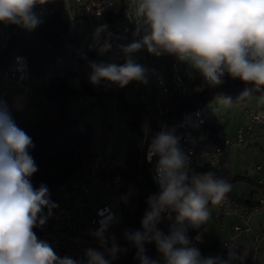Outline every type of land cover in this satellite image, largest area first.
Instances as JSON below:
<instances>
[{
	"label": "clouds",
	"instance_id": "1",
	"mask_svg": "<svg viewBox=\"0 0 264 264\" xmlns=\"http://www.w3.org/2000/svg\"><path fill=\"white\" fill-rule=\"evenodd\" d=\"M48 0H0V23L32 30L41 21L35 6ZM136 27L134 39L119 45L124 63L90 64L89 83L120 88L132 81L146 82V69L132 59L141 49L156 57L172 55L186 61L199 73L204 85L216 87L225 75L252 85L261 92L258 101L264 104V0H129ZM108 26H99L94 33V46L100 53L112 49ZM107 33L100 44L101 34ZM141 33H143L141 35ZM135 37H139L136 39ZM122 39V38H118ZM251 95L245 88L241 99ZM231 103V98L225 100ZM32 138L19 128L6 102L0 101V264H85V260L59 256L51 244L39 238L34 229L42 228L58 204L50 198L48 187H35L32 177L39 168L30 149ZM156 158L154 179L159 193L147 200L148 210L141 220V229L125 232L126 240L135 247L140 264H159L145 253V244H155L164 264H229L243 260L235 246L228 247V259L202 258L187 236V225L199 229L210 218L209 205H219L231 192L232 185L213 172L189 175V157L179 147L175 129L161 130L147 147L149 162ZM175 215V223L165 233L158 225L162 214ZM108 225L101 223L91 233L106 248ZM104 252L87 248L86 264H111L120 252L114 239Z\"/></svg>",
	"mask_w": 264,
	"mask_h": 264
},
{
	"label": "built area",
	"instance_id": "2",
	"mask_svg": "<svg viewBox=\"0 0 264 264\" xmlns=\"http://www.w3.org/2000/svg\"><path fill=\"white\" fill-rule=\"evenodd\" d=\"M114 0H61L62 15L70 25L79 22L85 32V42L90 49L99 57L101 63L117 64L124 63V56L119 45L130 43L134 37L136 21L129 0H122L119 11L120 25L117 29H107L112 33L109 42L112 49L107 53H100L97 46H94L95 30L104 25L105 17L111 11ZM54 10L48 2L34 7V13L47 15ZM143 33H141L142 35ZM107 33L101 34L100 44L104 43ZM122 38V39H118ZM138 39L139 37H135ZM5 44V43H4ZM2 45V47L4 46ZM170 60L168 65L163 67L154 62L153 55L146 49L132 55V59L146 69L147 82L145 90L152 97V102L146 110L145 128L142 130V143L139 147L141 157L147 163L152 164V181L159 191L154 176L156 158L151 162L147 159V147L153 136L161 130L173 129V120L167 115L171 105L172 97H190L192 95V80L183 73H179L178 59ZM169 75L171 81L166 77ZM7 76L13 81L16 94L10 93L4 77ZM30 73L27 59L22 55H16L11 64L3 69L0 67V101L6 102L13 117L20 110L19 104L29 96H32L30 84ZM112 91L115 84L111 85ZM86 93L78 97L79 101L89 99ZM114 100V99H113ZM179 99L176 104L179 105ZM208 104L198 103L194 108L183 110L179 115L178 126L175 128V135L179 140V147L189 157V172L199 167L201 157L205 164L214 165L231 149L241 151L248 150L253 145L251 136L255 128H258L260 135L264 137V110L248 108L245 116L247 125L245 133L241 128L235 131V138L223 137L214 141L204 133ZM197 131H202L197 135ZM108 152H93L85 165V175L73 176L59 184L55 200L58 207L53 210V215L46 221L42 228L34 229L37 236L48 241L55 252L63 257L70 256L76 259L85 260L84 252L90 248L92 243L91 233L99 229L102 222L108 225V229L115 232L123 229L126 222V211L130 202L122 209L118 184L120 175L116 172L118 153L114 150L113 144ZM257 174L255 179L260 187V192L255 202H246L235 198L226 197L222 203L215 205L213 218L223 226V220L229 215L237 217V223L231 226L229 238L222 242V252L211 258L218 260L228 259V247L235 246L238 255L243 260H232L236 264H254L255 255L259 249L261 234L258 230H252L249 224L251 217L259 212H264V164L258 163L254 166ZM80 227V228H79ZM242 232H251L252 246L240 247L235 238ZM111 234L106 237L109 243L106 248L99 246L96 250L104 252L106 259H111L107 249H110ZM112 262V260H111ZM231 262V261H230ZM229 262V264H230Z\"/></svg>",
	"mask_w": 264,
	"mask_h": 264
},
{
	"label": "trees",
	"instance_id": "3",
	"mask_svg": "<svg viewBox=\"0 0 264 264\" xmlns=\"http://www.w3.org/2000/svg\"><path fill=\"white\" fill-rule=\"evenodd\" d=\"M49 2L54 10L44 15L45 18L34 29L28 30L10 24L9 37L0 50V67L6 69L16 55H22L27 59L30 76L37 82H45L40 116L33 119L20 109L12 118L16 125L32 138L35 145L29 151L39 170L33 175L32 183L35 187H39L41 184L46 185L53 201L56 198L59 184L73 176H81L80 172L85 169L87 159L94 152L92 146L95 135L94 125L85 123L82 129L79 116L73 118L67 114L66 106H68L69 97L73 92H76L68 81L79 76L80 89L76 94L78 96L86 93L89 96L95 94L89 83L90 64L92 62L101 63V61L88 47L87 42L82 39L63 41V37L70 29V24L65 21L62 15L61 0H49ZM172 59L174 58L170 55V60ZM178 70L179 73H183L179 64ZM105 84L106 82L102 81L101 87L103 88ZM191 87L193 92L190 97H178L177 95L171 99L167 116L173 120L172 127L174 129L178 126L179 115L183 110L194 108L200 102L207 103L217 95H222L225 100L231 98L229 104H242L248 99L259 98L262 94L256 91L252 85L233 80L227 75L224 77V83L216 87H207L198 75L192 80ZM245 88L251 90V95L241 99ZM113 99L114 102L120 103L123 113L128 114L127 125L131 133L125 144L124 164L123 166L117 165L116 168V172L120 175L118 192L122 206H125L126 197L131 187L132 190L137 188L139 191L136 207L132 214L129 212L133 201V197H131L123 227L125 232H131L142 230L140 222L145 211L148 210L147 200L150 196L158 194L159 191L152 181V164L140 158L139 147L133 138L135 132L140 131L141 117L146 112V107L141 103L127 102L116 95ZM178 99L180 100L179 105L176 104ZM101 119V129L106 124L111 131V122H107L104 117ZM222 132L223 129L216 121L205 124L204 133L214 141H219ZM210 171L217 178L226 179L229 183L235 179L224 168L208 166V164L195 168L189 172V175L191 176L195 172L203 175ZM226 197L234 198L229 193ZM174 223L175 215L173 214L172 219H168L167 213H164L158 227L167 233ZM183 227L186 228L192 246L199 249L202 258L216 257L222 252V242L202 243L196 239L201 227L194 229L188 226L187 222ZM126 243L125 238L124 244L119 248L127 249V251L118 253L122 254V257L117 264H140V260L135 258V247L131 244L126 247ZM145 249V254L149 258L158 253L154 243L145 244Z\"/></svg>",
	"mask_w": 264,
	"mask_h": 264
},
{
	"label": "rangeland",
	"instance_id": "4",
	"mask_svg": "<svg viewBox=\"0 0 264 264\" xmlns=\"http://www.w3.org/2000/svg\"><path fill=\"white\" fill-rule=\"evenodd\" d=\"M35 15L42 21L45 16L35 13ZM2 34V40L7 41L10 31H9V24L0 23V37ZM71 39H82L85 40V32L83 29L79 26V24L75 25V27L72 30V27L69 29V31L65 34L63 37V41L67 42L68 40L71 41ZM4 42H0V50L2 48V45ZM163 56L156 57L155 61L159 62ZM159 60V61H158ZM159 64H161L159 62ZM69 84L72 86L76 92H73V94L70 95L68 100V106L67 107V114L69 116H79L80 120V127L83 129L85 126V123H89L91 125H94L95 127V135L93 138V149L98 148L100 152L102 153L107 148L111 149V145H108V143H112L115 151L118 153V159H117V165L123 166L124 164V158H125V144L130 137L131 133L129 131L128 125H127V117L128 114L123 113L120 103L117 102L116 104L113 101V97L115 95H122L123 98L130 100V97H127L129 94V91L132 90V100L134 102H139V94L140 92H137L136 87L133 85L128 84L127 86L120 88L117 85L112 91L111 86H107L106 84L104 87H101L100 85L91 86L94 89L95 94H92L89 99H85L83 101H79L77 91L80 89V77H74L69 79ZM30 84L32 88V96H29L24 101H22L19 104V108L24 110L26 115L33 119H37L41 114V102L44 100V87L45 82H37L34 78L30 77ZM102 89V90H101ZM145 96V94H143ZM146 97V101H148V96ZM149 105V103H147ZM208 104V112L206 117L208 118L207 121H213L214 119L217 120V122L221 125L227 124V128H235L237 126V122L239 120L240 112L242 109V104H229L225 102V99L222 95L215 96L212 100L207 102ZM146 113V112H145ZM146 114H143L145 116ZM106 119L107 122H111L112 124V130L109 131L106 124L103 125V129H101V118ZM145 128V122L141 121L140 131H142ZM140 131H136L134 134V141L136 142L137 146L140 147L142 143V133ZM202 131H197L196 134H201ZM98 150V151H99ZM200 167L205 165V161L203 158H200L199 160ZM86 170V169H84ZM83 170V172H85ZM193 174H199L198 172H195ZM192 174V175H193ZM139 191L137 188H133L129 190V194L126 197V203L127 205L131 197H133L132 204L129 208L130 214H132L136 207L137 203V197H138ZM210 207V218L204 225L201 226L196 239L200 242H208L211 240H216V235H210L211 233H215V231H219V222L215 221L213 218V210L214 205H209ZM124 206H122V209ZM127 212V211H126ZM126 217V215H125ZM80 228V227H79ZM113 234L114 236L110 238V242L114 239L116 245L118 247L122 246L125 242V231L124 229H120L119 231L115 232L114 229H108L105 232V237H108L109 235ZM92 236V235H91ZM215 242V241H211ZM99 243V240H97L94 236H92V247H95ZM130 243L127 241L126 247L129 246ZM122 257V254H118L117 258L112 260L111 264H117L120 258ZM150 259L156 260L158 262H162L163 257L160 253L154 254ZM164 264V262H162Z\"/></svg>",
	"mask_w": 264,
	"mask_h": 264
},
{
	"label": "crops",
	"instance_id": "5",
	"mask_svg": "<svg viewBox=\"0 0 264 264\" xmlns=\"http://www.w3.org/2000/svg\"><path fill=\"white\" fill-rule=\"evenodd\" d=\"M121 1L122 0H114L113 6L111 11L108 13V15L105 17V21H104V25L108 26V29L112 28V29H117L120 25V20H119V11H120V7H121ZM110 17V18H109ZM79 24V26L81 27V24L79 22H75L73 24L70 25V28L75 27V25ZM82 28V27H81ZM9 29H10V24H9ZM0 42H4V40H2V34L0 37ZM6 42V41H5ZM4 42V43H5ZM163 57L161 58V60L159 61L161 64H159V62L155 61V56L153 55V59L154 62L159 65V66H167L169 61H170V55H162ZM179 61V60H178ZM180 67L182 68V72L183 74L190 78L191 80H194L195 78L198 77L199 73L196 72L188 62L186 61H179L178 62ZM146 77L147 74L145 73ZM166 80L168 82L171 81V78L169 77V75L165 76ZM7 86L6 89L13 94H16L18 90L14 89L13 87V81L5 76L4 77ZM146 82H147V78H146ZM146 82H137V81H132L129 84L133 85L134 87H136L137 92H140L139 94V102H134L132 100L133 94H132V90L129 91V94L127 97H130V100H127L125 98H123L122 95H116L117 97H120L121 99L130 102V103H141L144 104L146 107V110L149 108V106L151 105L152 102V97L150 94H148L145 90V85ZM116 86V85H115ZM143 94H145V96H148V101H146V97L143 96ZM114 101V100H113ZM115 104L117 102H114ZM149 103V105L147 104ZM242 109L241 112L239 113V120L237 122V126H235V128H227L228 126H226L227 124H219L217 122L216 119H214L213 121H207V117H206V124L212 123L214 121H216V123L221 126V128L223 129L222 134L220 135V139L223 137H229V138H235V131L237 128H241L245 133V127L247 125V118L245 116L244 113H246V110L248 108H257V109H261L264 110V104H261L258 101V98H251L248 99L247 101H245L244 103H242ZM208 112V111H207ZM145 114V113H144ZM145 116H142V120L145 121ZM252 136V140H253V145L251 148H249L248 150L245 151H241L239 149H231L230 152L226 153V155H224L217 163L214 164L215 167H220V168H224L231 177L235 178L234 180H232L230 182V184L232 185V190L229 194L233 195L234 198L237 197V199L242 200V201H246V202H255L259 196V192H260V187L256 182V178H257V174L256 171L254 169V166L258 163L264 164V137H262L260 135V131L258 128H255L254 131L251 134ZM112 143H108V145H110ZM114 148V147H113ZM98 148L93 149L94 152H100V150L98 151ZM110 149L107 148L106 150H104L102 153L108 152ZM115 150V149H114ZM101 153V152H100ZM203 158V157H201ZM204 159V158H203ZM205 161V159H204ZM205 164V163H204ZM85 172H87L86 170H84ZM85 172H80L81 175H85ZM215 207V205H214ZM213 207V208H214ZM215 211V208L213 210V212ZM213 215V214H212ZM237 217L233 216V215H229L227 217L224 218L223 220V226H221L219 224V231H215V233H211L210 235H216L215 239L216 240H211V241H215V242H202V243H221L225 240H227L229 238V233H231V226L235 223H237ZM218 222V221H217ZM249 224L252 230H258L260 232H262V230H264V212H259L255 215H253L251 217V219L249 220ZM235 242L240 246V247H251L252 246V234L251 232H242L240 233L236 238H235ZM100 246V242L95 246L92 247V243L90 248H94L97 249ZM259 249L255 255L254 258V264H264V234H261V239H260V243H259ZM230 264H236V262L231 261Z\"/></svg>",
	"mask_w": 264,
	"mask_h": 264
}]
</instances>
